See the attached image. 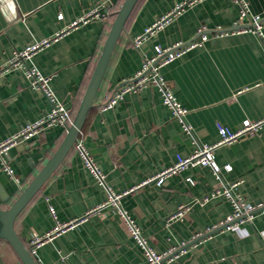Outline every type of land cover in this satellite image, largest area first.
<instances>
[{"label": "crops", "instance_id": "crops-1", "mask_svg": "<svg viewBox=\"0 0 264 264\" xmlns=\"http://www.w3.org/2000/svg\"><path fill=\"white\" fill-rule=\"evenodd\" d=\"M100 1L11 0L8 4V0H0V66L8 63L16 50L66 29ZM182 1H136L77 137L104 175V182L99 183L84 166L73 144L15 218L14 229L25 245L33 232L43 234L56 222L79 217L102 204L111 190L122 194L118 207L134 219L148 246L157 252L185 247L164 264H264V212L234 229L194 238L233 210L225 195L195 201L219 182L210 166L187 167L167 176L161 184L149 180L173 164L178 155H189L193 141L218 140L216 122L236 130L244 120L264 118V44L256 33L212 37L213 32L208 31L210 38L203 44L160 68L174 97L188 110L184 119L190 133L162 102L155 86L126 92L112 107L100 108L123 79L134 76L145 57L154 55L156 46L188 41L196 37L198 27L212 30L228 26L239 15V7L232 0H201L187 6L138 47L133 46L135 36ZM246 1L252 14L264 13V0ZM110 2L107 10H118L123 0ZM110 25L106 17L71 26L29 61L51 76L50 86L72 119ZM48 110V101L30 85L22 68H10L0 75V140ZM65 132L64 127L54 125L8 149L6 158L18 179L6 174L0 164L3 208L43 167ZM214 160L221 168L231 166L230 170L221 169L220 179L234 195L252 204L264 201V121L246 140L216 148ZM235 181L238 184L231 187ZM185 204L189 208L182 216L167 221ZM34 258L38 264H147L142 248L128 234L117 211L110 208L44 242ZM0 264H22L4 239H0Z\"/></svg>", "mask_w": 264, "mask_h": 264}, {"label": "built area", "instance_id": "built-area-1", "mask_svg": "<svg viewBox=\"0 0 264 264\" xmlns=\"http://www.w3.org/2000/svg\"><path fill=\"white\" fill-rule=\"evenodd\" d=\"M201 0H184L177 3L170 11L159 17L151 25L147 26L143 32L135 36L132 40L134 47H138L143 40L148 38L150 35L154 34L156 31L165 26L168 22L172 20L177 14L182 12L187 6H191L196 2ZM239 7V15L232 24L228 26H216L212 30H209L206 26L198 27L196 31V37L188 41H179L167 47L156 46L155 53L151 57H145L140 68L134 74L132 78L123 79L121 86L106 97L105 101L102 102L100 108L102 110L112 107L117 100H119L126 92L138 91L144 86H155L162 95V102L172 111L173 116L180 122L184 131L190 133L191 128L189 124L186 123L184 116L187 113V108L181 106V104L176 100L167 81L160 72V68L179 57L186 51L196 46L203 44L208 38H210L208 31H212V37H217L229 33H240V32H254L262 40L264 44V13L262 15L252 14L249 10L248 3L246 0H232ZM110 0H101L99 4L86 12L83 16L72 22L70 26H77L79 23H86L90 19H105L108 15L107 6L111 5ZM112 6V5H111ZM61 15H59L60 17ZM67 28L56 32L53 36L45 38L38 42L29 44L21 50H16L13 57L8 63L0 66V75L10 68H22L23 73L30 85L38 88L44 95L45 99L49 103V110L43 114L37 120L25 124L15 133L8 136L7 138L0 140V164L2 165V170L9 176L18 179L14 175L12 168L6 158L8 149L19 143H24L33 136L38 135L43 130L52 127L54 125H60L65 129L71 124L72 117L69 110L63 105V103L58 99L54 89L50 86L51 76L45 75L40 72L33 64L29 61L33 54H35L39 49L44 46L49 45L52 41L59 38L62 34L67 31ZM262 120H244L242 126L236 130H231L224 124L216 122V127L219 132V138L213 143H199L193 141L194 148L192 152L187 156L178 155L176 161L160 170L155 176L149 180L155 181L156 184H161L163 180L171 175L178 173L190 166H210L213 174L219 179V182L215 188L209 193L205 194L202 198L196 199L195 201H207L211 197H216L219 195H225L230 198L233 210L230 214L226 216L224 220L215 224L212 228L204 233H197L194 238L199 240L204 238L212 231L219 229H231L236 228L238 225L245 220H251L253 216L258 212H264V201L259 203H249L242 196L234 195L231 188L226 184L222 183L220 179L221 169L230 170V165L225 164L223 168L216 164L214 160V151L216 148L231 144L234 142H239L246 140L250 136L257 133L261 127ZM74 147L78 152L84 166L90 170L92 175L99 183L104 182V175L99 170L95 161L93 160L90 152L84 146L81 141L76 140L74 142ZM189 180V178H187ZM148 181V180H146ZM145 181V182H146ZM238 183L232 182L231 187L236 186ZM136 186L129 188L125 191L127 193L133 190ZM122 194H117L108 190L107 198L102 204L95 206L82 214L79 217L72 218L64 222H56V225L43 234L33 232L27 239V248L30 253L34 256L38 247H40L44 242L52 239L55 235L64 232L76 225L84 222L91 215H97L102 213L104 209L116 210L119 216L122 218L123 224L126 228L128 234L135 239L137 244L142 248L143 255L146 258L147 264H164L166 259H171L179 251L185 249L183 246L178 250V247H170L165 252H157L153 248L147 245L145 238L141 235L138 226L136 225L134 219L128 214L127 211L118 207V201ZM194 201V202H195ZM189 206L187 204L182 205L179 209L167 218V221L174 218L182 216ZM194 240V242L196 241Z\"/></svg>", "mask_w": 264, "mask_h": 264}, {"label": "water", "instance_id": "water-1", "mask_svg": "<svg viewBox=\"0 0 264 264\" xmlns=\"http://www.w3.org/2000/svg\"><path fill=\"white\" fill-rule=\"evenodd\" d=\"M136 1L137 0H123L122 4L117 10L115 17L111 22L94 69L90 75L80 104L73 116L71 124L66 128L64 137L62 138L56 150L7 208H3L0 205V239H4L10 244L22 264L38 263L28 250L23 238L20 237L15 231V218L22 211L29 200L34 196V194L40 189L42 184L46 181L52 171L57 167L64 156L68 153L74 142L77 140L78 134L84 124L87 114L90 108L93 106L94 97L108 64L109 58ZM8 4H11V0H8ZM0 197L3 198L2 195H0Z\"/></svg>", "mask_w": 264, "mask_h": 264}, {"label": "trees", "instance_id": "trees-1", "mask_svg": "<svg viewBox=\"0 0 264 264\" xmlns=\"http://www.w3.org/2000/svg\"><path fill=\"white\" fill-rule=\"evenodd\" d=\"M107 12H108L107 17L109 18V21H110V23H111L112 20H113L114 17H115V14H116L117 10H116L115 8H108Z\"/></svg>", "mask_w": 264, "mask_h": 264}]
</instances>
